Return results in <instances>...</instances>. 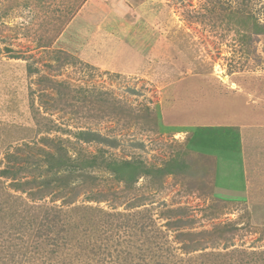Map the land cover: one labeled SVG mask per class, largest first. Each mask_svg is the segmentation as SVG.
Segmentation results:
<instances>
[{
    "label": "rangeland",
    "instance_id": "rangeland-1",
    "mask_svg": "<svg viewBox=\"0 0 264 264\" xmlns=\"http://www.w3.org/2000/svg\"><path fill=\"white\" fill-rule=\"evenodd\" d=\"M262 26L264 0H0V170L22 168L0 175V264H77L78 247L87 264H264ZM25 210L64 248L43 250Z\"/></svg>",
    "mask_w": 264,
    "mask_h": 264
},
{
    "label": "trees",
    "instance_id": "trees-1",
    "mask_svg": "<svg viewBox=\"0 0 264 264\" xmlns=\"http://www.w3.org/2000/svg\"><path fill=\"white\" fill-rule=\"evenodd\" d=\"M262 28H264V26H262ZM84 133H86V135ZM84 133H83V131H80V133L78 134V137L84 138V140H87V141H89V140L97 141V140H100V138H101V136L99 134H94L92 131H87V132H84ZM12 157H13L12 154H8L7 155V159L9 161V163H10V160H12ZM75 162H76L75 160H73L71 162L65 161V163H61V164H59L57 166V168H56L57 171H55V172H58L60 174V176H64L65 178H69V179L71 178L72 179L73 175H75V173L78 172L77 170L81 169L80 165L78 166V162H76V163ZM112 164L116 165L114 163H112ZM124 165L126 166L125 162H124ZM121 166L122 165H120L119 167L113 169V172H114L115 176H118V170H119V168ZM21 169L22 168L20 166H15L14 164H8V165H6V167H4V168H2L0 170V175L10 176L11 178H15V177H17V175L19 174ZM54 170H55V168H54ZM50 172L55 173V172L52 171L51 168H50ZM144 172H148V169L147 168L143 169V173ZM167 173H171V172L167 171ZM118 178H119V176H118ZM54 180H60V178H54ZM131 180H133V177H131ZM62 182H65V180H63ZM51 183H52V180L49 179V178H46L43 181H41V188L43 186V189L30 190L29 191V195H30L29 198L32 199V198H35L36 196H40V195L44 194V191H45L44 188H49ZM14 185L17 188H24L25 185H28V186L32 187L34 185V179H27V180L21 182L17 178V180L14 182ZM24 216L25 217H23V218L26 220L25 221L26 224H28L30 226H34L36 228V231L33 230L34 231L33 234H34V236H36V238H42L43 236H45L46 238L47 237L49 238V239L47 238V243H46L48 245V248L46 249L43 246L42 247L43 250H46L49 253L56 254V253H58L59 250L64 248L65 243L59 242L58 237H57V235H58L57 232L58 231H55V230L52 229V227L48 223L49 221H45V222H43V223H41L39 225L40 221L35 220L32 217L31 212H29L28 210H25ZM16 226L17 225H15V228H16ZM22 227L23 226L20 225L19 228H22ZM23 228H25V227H23ZM29 232H30V230H29ZM202 233L203 232H199V234H202ZM181 234L184 237V236H188V235L194 234V232H188L187 231V232H182ZM39 242L40 241H38V243ZM182 246H184L183 250H188L190 248V246H188L186 244H183ZM3 247L0 249V251L3 250ZM73 249H76V247L73 248ZM39 250L40 249L38 247H36V252H39ZM78 251L79 252L74 250V252L73 251L70 252V254H72L71 255L72 258L74 257L75 259H77V262H78L77 264H87V263H85V258L83 257L84 255H86L85 251H83L82 247H78ZM1 252H3V251H1ZM63 263L65 264V261ZM89 264H91V263H89Z\"/></svg>",
    "mask_w": 264,
    "mask_h": 264
}]
</instances>
